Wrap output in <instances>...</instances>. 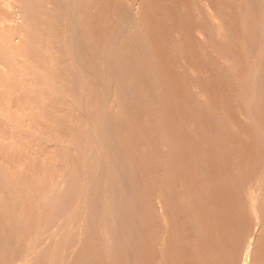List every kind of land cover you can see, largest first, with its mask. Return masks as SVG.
I'll use <instances>...</instances> for the list:
<instances>
[{
    "label": "bare ground",
    "instance_id": "6f19581e",
    "mask_svg": "<svg viewBox=\"0 0 264 264\" xmlns=\"http://www.w3.org/2000/svg\"><path fill=\"white\" fill-rule=\"evenodd\" d=\"M263 21L264 0H0V259L77 197L69 264H264Z\"/></svg>",
    "mask_w": 264,
    "mask_h": 264
},
{
    "label": "rangeland",
    "instance_id": "374dc122",
    "mask_svg": "<svg viewBox=\"0 0 264 264\" xmlns=\"http://www.w3.org/2000/svg\"><path fill=\"white\" fill-rule=\"evenodd\" d=\"M160 2H162V1H160ZM233 3H234V5H233ZM235 1L234 2H232V7L234 8L232 11L234 12V11H236V8L239 6V5H237V7H236V5H235ZM161 4V3H160ZM163 4V3H162ZM161 4V5H162ZM166 4V3H165ZM236 4H238V3H236ZM160 5V6H161ZM109 6V5H108ZM132 5L128 2V4L126 5V7L124 6V7H122L121 8V11H125V10H129V8L131 7ZM169 6V5H168ZM162 7V6H161ZM165 7H166V5H165ZM127 8V9H126ZM163 8H164V5H163ZM169 8V9H168ZM170 8L171 7H167V9L168 10H166L165 8H164V11H167V12H169V10H170ZM176 8V7H175ZM238 9V8H237ZM166 12V13H167ZM122 13H126V11L125 12H122ZM161 13V12H160ZM235 13V12H234ZM16 14H18L19 16H20V14L17 12ZM16 14L14 15L16 18V20H18L17 22H19L20 21V19H18L19 18V16L17 17L16 16ZM170 14V13H169ZM168 14V15H169ZM173 14V12L170 14V15H172ZM20 18H21V16H20ZM164 18V12H162V14H160L159 15V13H158V15L157 14H155V15H152L149 19H150V21H152V22H154V24H153V27H155L156 29H157V33L154 35L153 34V36L154 37H152L151 38V41H152V43L154 44V45H156L154 42H153V39H154V41L155 42H157V46H155V49H157V51H161L162 49H161V42L163 41V39L165 38V35L162 33V29L161 28H163L159 23L161 22V20ZM15 19H14V21H15ZM160 21V22H159ZM263 23V25L261 26L262 27V29H264V21L262 22ZM262 23H260V25L262 24ZM155 24L157 25V26H155ZM160 27H159V26ZM160 30H159V29ZM160 32V33H159ZM159 34H161V35H159ZM157 36V37H156ZM161 36V37H160ZM171 35H169L168 37H170ZM159 39V40H158ZM54 40H56V39H54ZM54 42H57V40L56 41H54ZM160 44V45H159ZM159 45V46H158ZM158 47V48H157ZM159 49V50H158ZM256 53H257V51H256ZM169 54V53H168ZM166 57H168L167 55H166ZM169 58V57H168ZM250 59H252V58H250ZM254 60V61H253ZM251 62V64H252V66H251V68H254L253 66L255 65V63H257L256 61H255V59H253ZM94 69V68H93ZM246 69V68H245ZM244 69V70H245ZM244 74H245V72H243ZM243 73H242V76L241 77H243L244 75H243ZM245 75H247V73L245 74ZM249 75V74H248ZM247 75V76H248ZM245 77V76H244ZM243 77V78H244ZM80 87H81V85H80ZM71 88V87H70ZM82 88V87H81ZM240 88H242L243 90H244V85L242 86V87H240ZM74 89H75V87H73V89H71L70 91L73 93L74 92ZM83 89V88H82ZM82 89H78L79 91H81ZM241 89V90H242ZM71 92H70V95H73L74 97H75V95L74 94H71ZM81 93V94H80ZM78 94V93H77ZM79 94H80V96H79ZM79 94H78V96L80 97L79 99L81 100V97H82V91L81 92H79ZM101 96V95H100ZM98 97L99 98V100L100 99H102L101 97ZM74 97H73V99H74ZM70 98H71V96H70ZM98 100V101H99ZM181 99H180V97L179 98H177V99H175L174 101H172V104L173 105H177L176 103H178L179 101H180ZM101 101V100H100ZM100 104H101V106H100ZM100 104H97V107H96V110H99V107L100 108H102V107H104V103H103V105H102V102H100ZM88 106V105H87ZM89 107V106H88ZM91 107V106H90ZM95 107L93 108V109H95ZM91 108V109H92ZM92 109V110H93ZM89 109L87 108V111H88ZM89 112L90 111H88V114H89ZM97 112V111H96ZM92 113H95V111H93ZM91 112H90V114H92ZM89 114V117H90V119H92L93 118V116L91 117V115ZM94 115V114H93ZM21 130H24V131H29V129L27 130V129H25V128H21ZM29 132H31V131H29ZM42 135H38V137H40V143L41 144H44L43 146H45V145H62V143L60 144V143H57L58 141H55L56 143H53V141H50L51 140V137H44V140L45 139H47L46 141H44L43 140V137H41ZM43 140V141H42ZM46 142V143H45ZM48 142H50L49 144H48ZM96 144H97V146H98V142H96ZM34 150H35V148H34ZM55 152L57 153V154H59L60 155V153H62L63 154V151L61 152V150H58V149H55ZM61 154V155H62ZM65 155H66V152H65ZM73 160V159H72ZM63 161V162H62ZM56 163H57V166H59L60 164L62 165V170L63 171H65L66 169H68L69 170V167H68V164H67V162L65 161V159L64 160H59V161H56ZM60 163V164H59ZM63 163V164H62ZM56 165L54 164V167H55ZM55 167V169H52L53 171H55V172H57V168L58 167ZM60 168H61V166H59ZM48 169V168H47ZM53 171H52V173H53ZM62 171V172H63ZM64 173V172H63ZM53 175H58L59 177H57L58 179H55V181H57V182H53V180H52V177L50 176V182L52 181V183H50L49 181H47V184H49V185H47L46 183H45V185L46 186H48V187H45V185H44V189H42L43 187V185H41V192L40 193H42V194H40L39 192H38V189H37V187L36 186H38V188H39V190H40V184L39 185H36L34 188L35 189H37L36 191H37V195L38 194H40L41 196H42V198H43V196L44 197H46V198H43L42 199V202H40L39 200H41V196L40 197H38L37 196V200H35V204L36 205H34L33 207H35L34 209L36 210L37 208L39 209H41L43 212H45L46 211V209H48V208H45V207H47L48 205H49V202L51 201V198H48V197H51L52 196V201H54L53 199H57L58 198V196L56 197V195L57 194H55L56 193V191H58V187L60 188V191H58V193H62L63 192V190H64V187H66L67 186V184H66V186H65V182H64V184H59V182L58 181H60V179L62 180V178H63V176H61L62 174H60V173H58V174H53ZM53 177H55V176H53ZM256 177H254L253 178V180L251 181V182H253L254 181V179H255ZM49 182V183H48ZM57 184V185H55V188H53L52 186H53V184ZM36 184V183H35ZM50 184H52V185H50ZM62 185H64L63 187H62ZM34 186V185H33ZM51 186V187H50ZM57 186V187H56ZM33 187H31V189H32V191L35 193V189H34ZM47 188V189H46ZM48 188H49V190H53V192L52 191H49L48 190ZM50 188H52V189H50ZM46 189V190H45ZM32 191H31V194H34V193H32ZM45 192V193H44ZM46 192H48V194L46 193ZM49 192H50V194H49ZM52 192V193H51ZM36 194V193H35ZM49 195V196H47V195ZM46 195V196H45ZM51 195V196H50ZM53 195H55V196H53ZM35 196V195H34ZM56 197V198H55ZM48 198V202L45 200V199H47ZM50 199V200H49ZM75 199V198H74ZM73 199V200H74ZM78 198L76 197V199L73 201L72 199V201L71 202H73V203H70V204H68V203H66L65 205H68V206H70L71 208H69L68 206H66L67 208H68V210H66L67 208H62V212H61V208L58 210V212L59 213H56L57 215L56 216H58V215H60V216H58V217H56L57 218V220H56V218L55 217H53V219H55L57 222H56V224H55V222H47L46 220L45 221H43L42 219H41V221H37V219L38 218H36V216L34 217L33 215L31 216V213H30V217H33L34 218V221H33V218L32 219H28V221H31V222H33V224L31 223V222H29V225H27V227L25 226V228L24 229H22L21 231H18V232H22L21 234H23L24 232H26L27 231V233H25V234H23V235H25L27 238V240L23 237V235H21L20 233H19V236H17V238H19V237H23V239H24V241L26 240V242H24V243H22L21 241L23 240L22 239V237L20 238L21 240H19V241H17V242H20V243H22V244H25L26 243V245H25V248H23V249H21V246H22V244H21V246L18 248L17 246H19L20 245V243H17V244H15V245H17L16 246V249H19V250H15V246H14V249H11L10 251H12L13 250V252H16V251H19V252H21V250H24V251H22L23 252V254L21 253V255L19 254V252H18V254L21 256V257H19V256H17L18 254H17V252L15 253V254H17V255H15V254H12L13 256H11V253L10 252H8V253H10L9 255H7V257H6V255H4V256H1L2 258L0 259V264H22V262H23V260L25 259V260H27L28 262H32V260H34V259H37V257H39L40 255H41V253H42V255H43V253L46 251V255L48 254V257H47V264H49V262H51L52 261V264H69V262H72L73 261V257H74V255H75V253L78 251L77 250V248L79 249V246L81 247V240H80V237L82 236V228L84 229V222H85V219H87L88 218V212L87 211H89L88 209V207H87V209L85 210L84 209V207L82 206V208H83V210H82V208H81V211H82V213L79 211V213L77 212L76 214H75V205L78 203V200H77ZM40 202V203H39ZM43 203H46V206H45V204H43ZM37 204H43V206H41L40 205V207L38 206L37 207ZM74 204V205H73ZM65 205L63 206V207H65ZM30 208H31V206H30ZM44 208V209H43ZM32 209V208H31ZM70 209V210H69ZM40 210V211H41ZM39 211V212H40ZM40 212V213H43V212ZM31 212V211H30ZM83 212H84V214H83ZM65 213V214H64ZM62 214H63V216H62ZM78 214H79V219H78ZM80 214H82V216H80ZM70 215V216H69ZM55 216V215H54ZM66 216V217H65ZM76 216H77V218H76ZM20 218H21V216H19ZM19 218V219H20ZM35 218H36V220H35ZM43 218H45V217H43ZM58 218H59V220H58ZM61 218V219H60ZM81 218H82V222H81ZM46 219V218H45ZM64 219V220H63ZM69 219V220H68ZM72 219V220H71ZM77 219H78V222L77 223H75L76 221H77ZM55 220H53V221H55ZM37 223H36V222ZM43 221V222H42ZM52 221V220H51ZM35 222V223H34ZM40 222V223H39ZM45 222H47V223H45ZM62 222H63V224H62ZM38 223H39V226H38ZM51 223V224H50ZM63 225H61V224ZM75 223V224H74ZM37 224V227L36 226H33V225H36ZM48 226H47V225ZM52 225V226H51ZM30 226V227H29ZM33 226V227H32ZM59 226H60V228H59ZM33 229H32V228ZM44 227H45V229H44ZM47 227V228H46ZM48 227H50L51 229H49ZM61 227H62V229H61ZM30 228V229H29ZM35 228H37V229H35ZM41 228V229H40ZM35 229V230H34ZM25 230V231H24ZM29 230H30V232H29ZM32 230H34V232L32 231ZM45 232H44V231ZM50 230V231H49ZM108 230H110V228H109V226H108ZM32 231V232H31ZM37 231V232H36ZM42 233H41V232ZM12 232V231H11ZM29 232V233H28ZM35 232H36V234H35ZM45 234H44V233ZM48 232H50V233H48ZM57 232V233H56ZM62 232V233H61ZM48 233V234H47ZM10 234V233H9ZM39 234V235H38ZM47 234V235H46ZM50 234V235H49ZM56 234V235H55ZM58 234H59V236H58ZM11 235H13V233L11 234ZM18 235V234H17ZM35 235V236H34ZM72 235V236H71ZM77 236V240H76V237L75 236ZM37 236H38V238L40 239H38L37 238ZM45 236V237H44ZM43 237V238H42ZM65 237V238H64ZM75 237V238H74ZM64 238V239H63ZM69 238H71V239H69ZM39 240V241H38ZM65 240V241H64ZM71 240V241H70ZM73 240V241H72ZM75 240V241H74ZM32 241V242H31ZM65 242V244H64V242ZM30 242H31V244H30ZM42 243V244H39V243ZM73 243V244H69V243ZM16 243V242H15ZM27 243L28 244H30V245H27ZM59 243H61V244H59ZM68 243V244H67ZM45 244V245H44ZM43 245V246H42ZM48 245H49V247H48ZM60 245V246H59ZM72 245H73V247H72ZM24 246V245H23ZM28 246V247H27ZM51 246V247H50ZM64 246V247H63ZM68 246H70V247H68ZM30 247H32V248H30ZM46 247V248H45ZM26 248L27 249H29L30 248V250L29 251H27L26 250ZM33 248H34V250H33ZM44 248V249H43ZM50 248V249H49ZM59 248V249H58ZM71 249V251H70V249ZM58 249V250H57ZM74 249V250H73ZM42 250H44V251H41ZM60 250V252L58 253V252H56V251H59ZM68 250H69V253L71 254H69L68 253ZM31 251H32V253H31ZM30 252V253H29ZM37 252H40L39 254H37ZM50 252V253H49ZM51 252H53V253H51ZM8 253H6V254H8ZM26 253H27V255H26ZM56 253V254H55ZM68 253V254H67ZM68 255V256H66V255ZM32 255V256H31ZM38 255V256H37ZM41 255V256H42ZM50 255V256H49ZM65 255V256H64ZM8 256H9V258H8ZM25 256V257H24ZM27 256V257H26ZM29 257H31V259H29ZM62 257V258H61ZM67 257V258H66ZM6 258V259H5ZM9 260H8V259ZM11 258V259H10ZM19 258V259H18ZM23 258V259H22ZM57 258V259H56ZM67 260H66V259ZM4 259V260H3ZM18 259V260H17ZM6 260H8V262L6 261ZM58 260H59V262H58ZM63 262H62V261ZM56 261H57V263H56ZM4 262V263H3ZM7 262V263H6ZM18 262V263H17ZM61 262V263H60Z\"/></svg>",
    "mask_w": 264,
    "mask_h": 264
}]
</instances>
